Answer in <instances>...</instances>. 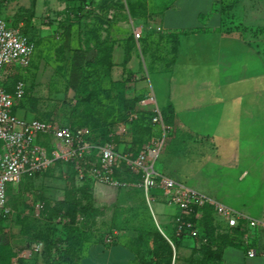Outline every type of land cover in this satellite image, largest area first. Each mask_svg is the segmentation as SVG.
Instances as JSON below:
<instances>
[{"label": "rangeland", "instance_id": "rangeland-1", "mask_svg": "<svg viewBox=\"0 0 264 264\" xmlns=\"http://www.w3.org/2000/svg\"><path fill=\"white\" fill-rule=\"evenodd\" d=\"M173 2L0 0V16L9 26L21 24L35 43L29 67L8 66L4 79L8 89L16 79L27 87L16 116L81 127L90 142L111 143L123 156H133L150 136H162L159 125L151 126V133L145 100L153 90L167 126V98L156 76L168 71L177 36L168 37L155 28L159 11L172 7ZM128 16L135 22L127 21ZM214 17L219 31L236 34L264 53V0H213L211 11L200 16V25L205 28ZM131 23L142 29L137 42L130 36ZM211 25L212 20L208 27ZM144 81L149 90L143 87ZM167 136L168 129L161 153ZM160 158L155 169L167 176L158 169ZM118 177L126 187L89 185L94 212L62 225L56 217L50 218L52 209L67 196H81L84 187L70 166L53 165L35 178L23 177L14 189L9 186L12 212L0 221V264H45L43 251L25 258L23 250L40 241H65L77 232L89 241L110 239L139 250L136 264H206L202 250L192 240L176 242L177 247L186 249V256L157 241L150 230L152 224L159 232L154 220L162 231L159 234L176 240L169 215L159 212L165 205L156 200L150 208L137 176L122 165ZM38 204L43 206L39 212ZM217 244L211 250H216Z\"/></svg>", "mask_w": 264, "mask_h": 264}, {"label": "crops", "instance_id": "crops-1", "mask_svg": "<svg viewBox=\"0 0 264 264\" xmlns=\"http://www.w3.org/2000/svg\"><path fill=\"white\" fill-rule=\"evenodd\" d=\"M212 5L213 0H174L157 20L159 32L177 36L168 71L156 76L168 107V138L158 169L264 223V53L236 34L219 31L217 17L201 26L200 16ZM143 87L149 90L145 81ZM149 93L157 102L155 92ZM162 211L172 224L177 210L165 206ZM248 249L256 256L248 258ZM178 252L187 255L183 247ZM83 254L78 264H132L135 259L127 247L107 241L88 243ZM218 264H264L262 230L252 231L247 246L239 241L225 247Z\"/></svg>", "mask_w": 264, "mask_h": 264}, {"label": "built area", "instance_id": "built-area-1", "mask_svg": "<svg viewBox=\"0 0 264 264\" xmlns=\"http://www.w3.org/2000/svg\"><path fill=\"white\" fill-rule=\"evenodd\" d=\"M131 26V33L137 42L142 37V29L133 23ZM155 29L157 32L161 31L159 27ZM34 51L35 43L26 34L24 27L21 24L9 26L0 16L1 217L7 218L12 212L8 204L9 186L12 189L16 188L23 177L35 178L56 163H62L71 166L79 182L90 179L97 184L124 188L127 184L115 177L121 163H124L130 173L139 176V187L149 207L151 202L160 200L165 206L177 210L172 218L177 236L199 238V230L192 218L198 220L201 217L195 209L202 207L211 208L214 215L222 220L226 227L238 229L241 234L240 241L246 246L252 231L256 228H260L264 235V223L248 218L156 171L155 163L163 147L165 131L168 128L164 125L162 114L152 93H149L145 104L149 106L151 125H159L162 136L152 135L141 145L135 156L119 154L111 143L99 145L90 142L87 132L81 127L72 128L53 120L18 118L13 113V108L23 99L25 84L21 79H17L8 89L4 79L9 73L8 66L29 67ZM47 139L49 143H46ZM37 140L40 143H37ZM154 190L160 193L158 198L152 196L151 192ZM42 207V204H38L37 211H41ZM58 222L66 223L67 220L59 218ZM107 242H110V239ZM42 249V242L34 243L23 250L22 256L29 258L40 254ZM246 256L253 258L256 256V251L248 249Z\"/></svg>", "mask_w": 264, "mask_h": 264}, {"label": "trees", "instance_id": "trees-1", "mask_svg": "<svg viewBox=\"0 0 264 264\" xmlns=\"http://www.w3.org/2000/svg\"><path fill=\"white\" fill-rule=\"evenodd\" d=\"M166 9H168V7L159 11V15ZM129 20L134 21L131 17L127 19V21ZM130 36H131V39L135 41L131 32H130ZM26 95H27V87L25 85V95L23 99L13 108V113L17 110H21V103L25 99ZM150 116H151V113L149 112L148 119H149V126L151 127L152 125L150 123ZM67 126L72 127V128L78 127V126H71V125H67ZM151 133H152V127H151ZM104 143H107V142H104ZM104 143H95V144L101 145ZM140 147L136 150L133 156L137 154ZM56 165H65V164L56 163L54 167ZM66 166H69V165L66 164ZM122 166L125 167V165H122ZM125 169L127 168L125 167ZM118 172L119 170L116 171L115 177L120 179L118 177ZM137 178L139 180V176H137ZM80 182L84 186L82 188L81 196L77 198L70 197V196L65 197L62 202H59L58 204H56V206L52 209L50 218L52 219L55 217L57 219L60 218L63 220H67L68 224H73L76 222L77 217L83 218V217L88 216L90 213H92V211L94 212L92 196L88 192V187L89 185H92L93 182L90 179H85ZM151 194L152 196L155 195L158 197L160 195V193L156 190L152 191ZM83 200L85 201V203L82 202ZM195 211L200 213L201 215V217L198 220H194L192 218L194 225L199 230V238L197 239H193L188 236H181V235L177 236L175 233V228L173 224H171L172 230H173V233L176 239L175 241H173L167 236L159 234V232L161 233L162 231L160 227L157 225L155 220H154V224L156 225L159 232L156 231L154 225L152 224L150 226V230L154 231L157 241L167 245V247L168 245H171L172 247H174L176 253L178 252V249H179V247H177V243H176L177 241H181L184 239L192 240L196 242L199 245V249L202 250L200 251V253L203 256L202 260H204L206 264H218L222 250L227 246L234 245L235 243L238 244V242L240 241L241 234L240 232H238V229H230L226 227L225 225L216 223L214 219L215 215L211 208L209 207L196 208ZM6 219L7 218H3L0 216V221H5ZM58 223H61V222H58ZM221 229L226 230L225 234H221L222 231L220 232L218 231ZM203 240H205V242H203ZM217 241H218V244H217ZM90 242L92 241L91 240L89 241L87 238L85 239V235L79 232L75 233L73 236L71 235V238H68L65 241L64 240H56V241L47 240L45 243L42 242L44 263L45 264H78L84 255L83 253H84L85 246ZM108 243H110L111 245L119 244L118 242H115L114 240ZM214 244H217L216 247L218 248L216 250H211ZM123 246L127 247L126 245H123ZM127 248L130 249L134 253L135 259L132 264H136L139 259V250L129 248V247ZM169 261L170 259H168V262Z\"/></svg>", "mask_w": 264, "mask_h": 264}]
</instances>
